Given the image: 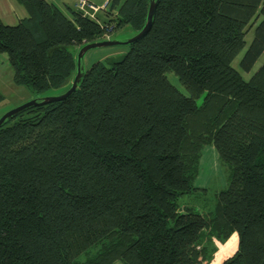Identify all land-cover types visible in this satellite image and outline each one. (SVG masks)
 Wrapping results in <instances>:
<instances>
[{"label": "trees", "instance_id": "trees-1", "mask_svg": "<svg viewBox=\"0 0 264 264\" xmlns=\"http://www.w3.org/2000/svg\"><path fill=\"white\" fill-rule=\"evenodd\" d=\"M17 1L26 16L0 21V53L36 91L66 89L74 47L135 34L149 2L106 0L115 12L99 23ZM258 17L244 71L264 48V0H154L148 29L120 57L80 69L61 100L5 118L0 264H202L208 241L232 232L236 248L218 264H264V61L247 80L231 66ZM206 143L227 183L198 212L179 198L204 194L192 181Z\"/></svg>", "mask_w": 264, "mask_h": 264}, {"label": "rangeland", "instance_id": "rangeland-1", "mask_svg": "<svg viewBox=\"0 0 264 264\" xmlns=\"http://www.w3.org/2000/svg\"><path fill=\"white\" fill-rule=\"evenodd\" d=\"M56 5L61 12L65 15H69L67 8L76 10L74 3L76 0H47ZM93 4L100 6L106 0H89ZM115 10H111L109 14L106 9H99L94 13L99 23L105 22L108 18L113 17ZM259 17L248 27L244 34V45L240 51L235 55L231 61V66L235 68L240 76L247 80L250 75L261 65L264 61V48L253 62L251 67L244 71L240 68L238 61L246 49L249 41L252 37V29L258 22ZM130 35L129 29L121 28L115 31L111 38L123 41ZM128 49L127 44L118 43L111 46L94 47L86 50L79 59V66L82 70H85L91 63L97 59L105 63L107 57L118 58ZM78 47H74V56L76 55ZM14 70L8 63L7 57L4 53H0V115L7 110L19 105L30 99L39 100L45 96H52L60 94L64 91L65 85H61L56 88H47L42 91H36L31 89L22 83H16L13 79ZM75 74V69L73 75ZM72 75V77H73ZM167 79L176 86L181 92L186 94L185 90L176 80V77L167 72ZM201 95L195 98L196 104H199ZM227 183L225 166L222 165L216 155V152L211 143H206L201 147L200 156L198 159L197 174L192 181V185L196 187L205 188L204 194H184L179 198V201L186 205L193 206L198 212H205L212 207L214 196L220 189L225 188ZM205 198V199H203ZM203 199V200H202ZM203 204V205H202ZM237 237L236 233L232 232L227 238L222 241L210 240L208 241L210 249L206 251V256L202 261V264H218L222 259L231 255L236 248ZM209 247V246H208ZM111 264H121L119 260H114Z\"/></svg>", "mask_w": 264, "mask_h": 264}, {"label": "water", "instance_id": "water-1", "mask_svg": "<svg viewBox=\"0 0 264 264\" xmlns=\"http://www.w3.org/2000/svg\"><path fill=\"white\" fill-rule=\"evenodd\" d=\"M153 8H154V0H149L147 10H146L144 24L142 25V27L140 28L139 31H137L135 34L129 36L127 39H125L123 41H118L115 39L105 38V39H102L99 41H91V42L83 43L78 48L77 53L75 55V74L73 75V77L70 81V85L63 92H61L60 94H57V95L45 96V97L40 98L39 100L30 99V100H27V101L19 104V105H16L15 107L7 110L2 115H0V124L5 118H8L11 115L16 114L17 112L23 110L26 107H29L32 105L46 104V103L53 102V101H58L64 97H66L67 95H69L75 89L76 83L78 82L79 77L81 75V71H80L81 67L79 66V59L83 55V53L86 50H88L90 48H94V47L111 46V45L118 44V43L128 44V43L135 41L140 36H142L146 32V30L148 29L150 22H151V16H152Z\"/></svg>", "mask_w": 264, "mask_h": 264}, {"label": "crops", "instance_id": "crops-1", "mask_svg": "<svg viewBox=\"0 0 264 264\" xmlns=\"http://www.w3.org/2000/svg\"><path fill=\"white\" fill-rule=\"evenodd\" d=\"M25 16H26V11L24 7L17 0H0L1 22L5 24H15L16 22H18V20H20ZM99 60L100 59H97L96 61Z\"/></svg>", "mask_w": 264, "mask_h": 264}, {"label": "built area", "instance_id": "built-area-1", "mask_svg": "<svg viewBox=\"0 0 264 264\" xmlns=\"http://www.w3.org/2000/svg\"><path fill=\"white\" fill-rule=\"evenodd\" d=\"M106 1L101 4L100 6H97L90 2L89 0H76L74 3L75 8L77 11L81 12L83 15H87L91 18L94 17V12L98 9L105 8Z\"/></svg>", "mask_w": 264, "mask_h": 264}]
</instances>
